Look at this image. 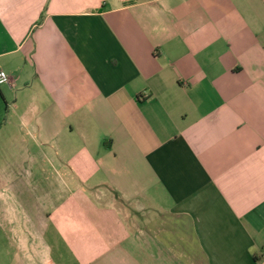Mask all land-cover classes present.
I'll return each mask as SVG.
<instances>
[{
    "label": "crops",
    "instance_id": "obj_1",
    "mask_svg": "<svg viewBox=\"0 0 264 264\" xmlns=\"http://www.w3.org/2000/svg\"><path fill=\"white\" fill-rule=\"evenodd\" d=\"M0 71V264H264V0H0Z\"/></svg>",
    "mask_w": 264,
    "mask_h": 264
},
{
    "label": "rangeland",
    "instance_id": "obj_2",
    "mask_svg": "<svg viewBox=\"0 0 264 264\" xmlns=\"http://www.w3.org/2000/svg\"><path fill=\"white\" fill-rule=\"evenodd\" d=\"M42 17H43V13H42V16L40 17V19H42ZM7 159H8V157H1L0 158L1 164H4ZM28 160L29 159L26 160V158H20L19 159V162L23 168L27 167L26 164H28ZM16 175L22 182H25L28 184L30 183V172H20L19 174H16Z\"/></svg>",
    "mask_w": 264,
    "mask_h": 264
},
{
    "label": "built area",
    "instance_id": "obj_3",
    "mask_svg": "<svg viewBox=\"0 0 264 264\" xmlns=\"http://www.w3.org/2000/svg\"><path fill=\"white\" fill-rule=\"evenodd\" d=\"M10 84V79L4 71H0V86ZM264 258V257H263Z\"/></svg>",
    "mask_w": 264,
    "mask_h": 264
}]
</instances>
